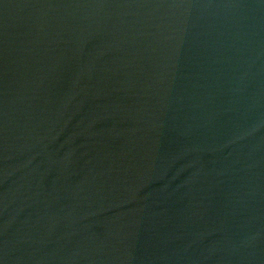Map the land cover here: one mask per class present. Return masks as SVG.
<instances>
[{"label": "water", "instance_id": "95a60500", "mask_svg": "<svg viewBox=\"0 0 264 264\" xmlns=\"http://www.w3.org/2000/svg\"><path fill=\"white\" fill-rule=\"evenodd\" d=\"M0 264H264V0H0Z\"/></svg>", "mask_w": 264, "mask_h": 264}]
</instances>
